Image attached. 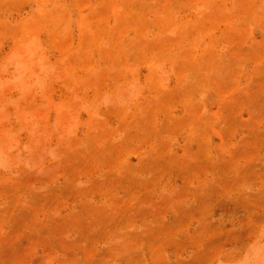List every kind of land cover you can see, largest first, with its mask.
<instances>
[{
    "label": "rangeland",
    "instance_id": "rangeland-1",
    "mask_svg": "<svg viewBox=\"0 0 264 264\" xmlns=\"http://www.w3.org/2000/svg\"><path fill=\"white\" fill-rule=\"evenodd\" d=\"M0 264H264V0H0Z\"/></svg>",
    "mask_w": 264,
    "mask_h": 264
},
{
    "label": "clouds",
    "instance_id": "clouds-1",
    "mask_svg": "<svg viewBox=\"0 0 264 264\" xmlns=\"http://www.w3.org/2000/svg\"><path fill=\"white\" fill-rule=\"evenodd\" d=\"M3 167H5V164L3 161H0V168H3Z\"/></svg>",
    "mask_w": 264,
    "mask_h": 264
}]
</instances>
